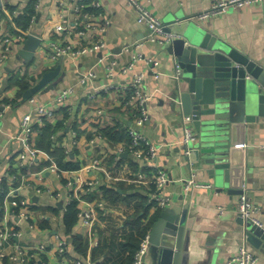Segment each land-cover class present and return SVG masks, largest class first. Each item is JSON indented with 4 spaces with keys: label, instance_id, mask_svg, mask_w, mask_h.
Returning a JSON list of instances; mask_svg holds the SVG:
<instances>
[{
    "label": "crops",
    "instance_id": "obj_1",
    "mask_svg": "<svg viewBox=\"0 0 264 264\" xmlns=\"http://www.w3.org/2000/svg\"><path fill=\"white\" fill-rule=\"evenodd\" d=\"M1 1L0 14L5 22V30L10 34L23 33L15 27L13 20L35 0ZM139 1L165 26L177 17L196 20L217 0ZM58 2L40 1L36 20L30 27L31 34L40 41L33 58L23 61L18 57V52L24 43L14 44L8 60L0 65V109L3 111L0 126V203L9 193L16 191L17 196L27 201L30 207L28 222L11 216L9 208L3 207L0 211V231L13 230L21 234L19 238H11L2 245L5 257L0 258V264H20L8 260L16 245L22 246L28 254L26 262L21 264H73L74 261H82L83 264H121L127 258V253L111 251L109 246H118L127 236L136 233L134 218L137 206L142 199H146L148 187H138L129 181L132 175L141 170L138 161L129 154L130 141L111 142L101 135L103 129L113 126L125 133L136 129L158 148L156 166L173 181L161 191L171 199L169 208L188 207L187 218L191 220L192 228L186 234L185 264H225L227 258L243 244L249 253L257 256L258 264H264V242L257 249L244 241L243 229L238 223L242 219L237 212L238 192L228 193L226 189L218 191L216 186L189 193L182 190L180 181L192 174L196 182L212 186L213 182L208 180L199 164L188 165L184 163L181 153H177L182 146L183 128L181 119L170 109L169 83L172 73L166 67V57L160 47L146 43L140 50L145 58L157 63L154 72H146L142 85V89L150 95L148 123L136 127L131 110L125 106L121 94L107 89L110 85L122 87L135 72L146 70L145 62H140L127 70L126 74L122 73L131 62L130 54L123 53L122 47L143 42L146 35V30L136 23L134 13L121 0H87L88 10L96 17L92 20L94 29L81 38L78 31L84 30V26L76 25L77 18L74 19L68 11L60 10ZM94 2H99L101 8H90ZM15 10L20 14L12 16ZM106 21L110 23L109 26ZM201 27L256 64H264V3L243 9L229 8L226 13L202 23ZM100 28L104 31L101 32ZM98 41L105 43L101 53L86 52L76 60H49L52 44H69L80 49ZM111 66L113 71L107 77ZM52 71H56V76L38 88L31 97L24 99L26 93L38 87L44 75ZM88 71L94 72L95 76L87 85L81 86L79 78ZM155 75L158 76L157 80L154 79ZM50 86L52 89L46 91ZM69 88L73 89V93L57 106L54 97ZM96 88L103 91L97 98L92 97ZM30 99H33V103H30ZM44 104L56 112L55 119L46 122L53 128L50 137L52 149L64 151V145L68 153L66 156H69L65 161L79 166L75 171H65L59 178L47 170L52 165L57 167L55 162L58 156L52 154L53 150L46 151L43 139L38 137L46 123L34 126L32 148L37 158L32 163L22 167L19 165L17 154L22 151V142L12 139L18 135L21 117L33 106ZM99 111L102 114H98ZM58 123H61L62 129L55 130ZM239 144L246 147L231 148L240 175L235 189L241 190L251 202L262 208L263 214L257 218L264 228V121L253 125L250 132L235 145ZM94 161L98 162L97 169L92 166ZM34 176L41 178V187L38 185L41 189H50L61 195H64L67 179L74 180L79 189L89 180L100 179L102 185L110 190L111 199L105 198L100 188L84 195L77 211H91L92 225L84 228L77 220L70 234L66 235L62 222L64 212L57 207L61 201L47 195H36L35 184L28 186ZM112 191H116L117 195L114 196ZM141 216L142 213L139 214ZM55 236L67 242L66 252L62 255L57 253ZM72 237H79L86 245L83 254L78 251L77 245L72 244ZM104 245L106 248H103ZM40 246L45 249L40 250ZM151 249L148 246L144 264H151Z\"/></svg>",
    "mask_w": 264,
    "mask_h": 264
},
{
    "label": "water",
    "instance_id": "obj_2",
    "mask_svg": "<svg viewBox=\"0 0 264 264\" xmlns=\"http://www.w3.org/2000/svg\"><path fill=\"white\" fill-rule=\"evenodd\" d=\"M1 6L0 0V9ZM165 28L179 36L170 44L159 46L172 73L170 109L180 119L189 117L198 137L197 143L182 145L177 153L182 154L184 163L199 164L218 191L241 194V190L235 189L240 175L231 148L253 125L264 121V64H256L219 40L194 18L177 17ZM39 43L38 38L29 35L18 57L30 61ZM56 74L46 73L39 86L29 90L24 99ZM51 89L50 86L46 91ZM187 149L189 154L185 155ZM57 207L62 209V202ZM187 210V206L161 210L149 234L151 264H185L186 234L192 228ZM238 223L245 243L258 249L264 242V228L244 219ZM145 257L146 254L143 264Z\"/></svg>",
    "mask_w": 264,
    "mask_h": 264
},
{
    "label": "built area",
    "instance_id": "obj_3",
    "mask_svg": "<svg viewBox=\"0 0 264 264\" xmlns=\"http://www.w3.org/2000/svg\"><path fill=\"white\" fill-rule=\"evenodd\" d=\"M40 1L41 0H35V12H37L40 8ZM121 1L125 2L128 8L134 13L136 23L146 30V35L143 39V42L124 45L122 47V52L130 54L131 57L130 64L126 69L122 70V73L126 74L127 70L133 69L135 65L140 62H145L144 64L146 70L135 72L128 83L122 87L110 85L107 86V89H113L121 94V97L124 99L125 106H129L131 110V116L136 127H140L144 126L150 121V115L148 112V102L150 100V95L142 89V85L146 76V72H154L152 66H154V68L157 66V63L151 58H145L140 53V50L146 43H153L157 44L158 46L168 45L172 41L178 39L179 36L166 32L165 26L159 21V19L149 12L144 3L141 1ZM263 3L264 0H217L212 2L205 11L198 15L195 21L198 24H202L213 17L226 13L229 8L243 9L249 5H262ZM58 6L60 10L68 11L74 19L77 18L76 25L84 26V30L78 31L79 37L85 38L87 32L91 29H94L92 20L96 17V15L95 13H92L90 10H88L89 5L87 0H59ZM90 8L98 10L101 8V4L99 2H94ZM17 14H20V11L15 10L13 11L12 16H16ZM35 20L36 18L33 16L29 22L28 29L25 32L10 34L5 30V22L0 14V65H3L8 60L14 44H23L27 37L32 35L30 27L35 22ZM105 23L107 26L110 24L108 21ZM99 30L101 32L104 31L102 28ZM104 48L105 43L103 41L92 43L91 45L80 49H76L69 44H52L49 48V60L51 62L62 61L63 59L76 60L83 56L86 52L101 53ZM112 71L113 67L111 66L109 67V73L107 77L111 76ZM94 76L95 74L92 71L82 74L79 78V84L81 86L87 85ZM154 79L157 80L158 76L155 75ZM72 93V88L61 91L54 97V103L57 106L63 104L68 96ZM101 93H103V91L96 88L92 97L97 98V96H99ZM30 103H33V99H30ZM98 114H102V111H99ZM2 117L3 111L0 109V126ZM55 117L56 112L54 109L46 104L33 106L28 113L21 117L19 121L18 135L12 138L22 142V151L17 154L19 165L21 167L32 163L37 158L36 152L32 148V140L35 135L34 126H42L44 123L54 120ZM181 123L183 128L182 145L188 146L195 144L198 140V137L191 126V119L189 117H183L181 118ZM127 135L130 140L128 148L129 154L133 159L138 161L141 168L140 171L132 175L129 181L138 187H148L145 197L147 204L150 206L149 216H151L157 210H164L170 207L171 199L168 196L163 195L161 191L165 186L172 183L173 181L165 171L158 169L156 166L158 148L150 143V141L142 132L137 131L136 129L128 130ZM73 145H76V143H73ZM245 147V144H239L235 145L234 149H244ZM63 148L65 154H68L64 145ZM187 154H189V149L185 151V155ZM92 166L93 168L97 169L98 162L94 161ZM47 170L50 173L56 175L57 178H59L62 174H65V171L59 170V168L54 165L48 167ZM31 183L35 184L34 190L36 195H47L49 198H52L55 201H61L62 211L64 213L67 211V208L71 204L73 198L76 199L79 204L81 198L84 195L95 192L103 186L100 179H94L83 183L79 189L76 186V182L74 180L70 181L67 179L64 185V195H61L60 193H55L50 189H41V178L34 176L33 180L30 181L28 186H30ZM180 183L182 185V190L185 193L200 189H211L213 187L210 184L196 182L193 174L190 175L189 178L181 180ZM99 206H101V204H99ZM237 206L238 215L242 219L249 220L255 226L263 228L261 222L257 218L258 215L263 214L262 208L259 205L251 202L245 193H241L238 197ZM3 207L10 209L11 216L18 217L20 220L28 222L30 216L29 203L24 199L19 198L16 191L9 193L3 200V203H0V211ZM77 220L82 227L89 228L93 221L92 212L83 210L78 211ZM149 234L150 232H148L143 238L139 249L132 257L131 264H143V256L146 254L147 248L149 246ZM20 236V233L14 232L13 230L0 231V258L5 257V255L2 253V245L11 238H19ZM55 241L57 253L59 255L64 254L67 249V242L65 239L55 236ZM245 246L246 245L243 244L234 255L227 258L225 264H258L257 256L249 253ZM44 249V246H40V250ZM27 258L28 254L26 250H24L22 246L16 245L13 254L8 257V260L11 263L21 264L22 262H26ZM73 264H83V262L74 261Z\"/></svg>",
    "mask_w": 264,
    "mask_h": 264
},
{
    "label": "trees",
    "instance_id": "obj_4",
    "mask_svg": "<svg viewBox=\"0 0 264 264\" xmlns=\"http://www.w3.org/2000/svg\"><path fill=\"white\" fill-rule=\"evenodd\" d=\"M35 16L37 17V13L34 10V4L28 5L25 9H23L22 14L17 16L13 22L15 23V27L18 28V30H21L25 32L27 30V27L29 26V22L31 18ZM62 125L61 123H58L55 125V130H60ZM53 128L51 125H48L47 123L43 126L42 130L38 133V137L43 139L42 143H45L46 147L44 148L46 151L53 150L52 154H55L58 156L57 161L55 162L59 170L61 171H75L78 169V164L72 162V161H65V158L69 157L66 156L65 152L56 148L52 149V141L50 140V137L52 136ZM101 135L111 142H129V138L127 133L125 131L119 130L117 126H113L111 128L103 129L101 132ZM100 190L103 191V196L105 198H110V190H107L105 186L100 187ZM112 194L114 196L117 195L116 191H112ZM110 195V196H108ZM111 199V198H110ZM77 205L78 202L76 199H72L71 204L67 208V211L62 216V222L64 227V232L66 235H69L72 228L77 223ZM149 210L150 206L147 204L146 199H142L141 203L137 206V213L134 219L135 226L137 227V231L133 235H129L126 237L125 241L120 243L118 246L110 245L109 250L111 251H120V254L127 253V258L123 259L121 261V264H131L132 263V257L134 253L139 249L140 244L145 237V235L151 231V228L153 227L159 213L161 210H157L154 212L151 216H149ZM55 211H57L55 209ZM142 213V216L139 217V214ZM141 219V220H140ZM71 242L73 245H77V249L80 253H84L86 249V245L79 237H72ZM103 248H106V245L103 246ZM101 250V249H100ZM100 250H98V253L100 254ZM97 253V254H98Z\"/></svg>",
    "mask_w": 264,
    "mask_h": 264
}]
</instances>
